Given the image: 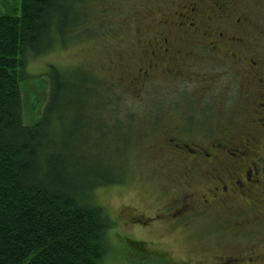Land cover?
<instances>
[{
  "label": "rangeland",
  "instance_id": "obj_1",
  "mask_svg": "<svg viewBox=\"0 0 264 264\" xmlns=\"http://www.w3.org/2000/svg\"><path fill=\"white\" fill-rule=\"evenodd\" d=\"M71 2V19L86 13L83 0ZM87 3L92 8L87 28L69 27L63 36L53 37L51 48L44 46L42 54L29 56L21 91L24 124L33 125L50 99L49 68H60L71 83L60 107L67 111L64 125L71 144L83 154L80 174L89 168L103 176V163L121 176L120 182L88 195L89 203L105 208L113 221L104 264H220L240 250L238 255L245 257L252 250L248 230L253 220L241 205L230 202L203 215L193 209L178 215L171 211L181 201L195 206L197 186L208 178L193 166L181 165L172 140L210 143L229 127L238 103L232 80H213L220 65L204 48L210 38L179 33L171 14L179 0ZM20 9V0H0V15L19 14ZM227 12L231 19L242 14L248 18L243 34L264 68V0H237ZM163 37L182 52L196 51L184 64L170 65L182 70L180 77L163 71L169 63L161 55L154 69L147 68L152 62L148 52L157 50ZM99 80L112 95L99 91ZM115 94L120 96L119 116L109 113ZM249 130L245 122L241 132ZM232 231L247 233L248 240L236 244Z\"/></svg>",
  "mask_w": 264,
  "mask_h": 264
},
{
  "label": "trees",
  "instance_id": "obj_2",
  "mask_svg": "<svg viewBox=\"0 0 264 264\" xmlns=\"http://www.w3.org/2000/svg\"><path fill=\"white\" fill-rule=\"evenodd\" d=\"M20 1L19 14L0 15V264H104L113 221L88 195L121 176L103 163V176L89 168L80 174L83 154L71 144L67 111L60 107L71 83L60 68H49L50 99L33 125L24 124L21 91L29 56L51 48L53 37L69 27L87 28V2L96 0H83L86 13L76 19L72 0ZM119 97L109 101L114 116L120 114Z\"/></svg>",
  "mask_w": 264,
  "mask_h": 264
},
{
  "label": "flooded vegetation",
  "instance_id": "obj_3",
  "mask_svg": "<svg viewBox=\"0 0 264 264\" xmlns=\"http://www.w3.org/2000/svg\"><path fill=\"white\" fill-rule=\"evenodd\" d=\"M179 0L178 9L171 13L179 33L185 37L195 36L210 38V44L204 47L212 54L219 69L214 72L213 80L227 79L236 85V111L229 127L212 139L210 143L188 144L172 140V147L179 155L181 165L195 167L199 173L208 175L206 180L197 186L199 200L193 207L188 201H181L172 207L176 215L186 214L190 209L196 214H207L217 207L236 203L245 210L244 214L253 220L252 250L245 257L236 253L227 254L220 264H264V68L259 54L249 49L243 29L249 26L248 18L242 14L231 19L227 9L233 7L237 0ZM231 5V7H230ZM208 21V22H206ZM165 23V22H164ZM170 21L166 25H168ZM157 50L148 52L152 62L148 70L154 69L160 55L165 57L169 66L164 72L180 77L181 69L170 67L173 63L184 64L196 55V51L182 52L161 38ZM218 68V67H217ZM143 70V69H142ZM144 71V70H143ZM231 78V79H230ZM249 122L250 130L241 132L243 121ZM240 129V130H239ZM195 207V210H194ZM234 241L244 243L247 233H234ZM259 248L263 252H259Z\"/></svg>",
  "mask_w": 264,
  "mask_h": 264
}]
</instances>
